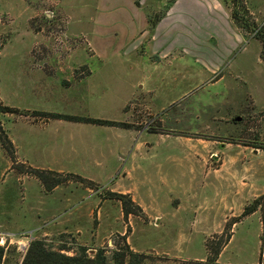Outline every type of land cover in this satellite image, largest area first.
Returning a JSON list of instances; mask_svg holds the SVG:
<instances>
[{
  "label": "rangeland",
  "instance_id": "374dc122",
  "mask_svg": "<svg viewBox=\"0 0 264 264\" xmlns=\"http://www.w3.org/2000/svg\"><path fill=\"white\" fill-rule=\"evenodd\" d=\"M61 1L0 0L3 103L25 111L48 110L133 123L137 127L135 132L141 133L43 121L31 114L0 116L17 149L16 159H12L0 145V246L6 250L5 264H21L30 243L37 239L55 249H66L63 252L68 256H75L81 247L92 256L99 249L112 251L118 242L123 245V236L134 252L146 255L143 264H184V261L203 259L208 255L206 242L213 241L215 247L232 230L233 239L221 261L259 264L262 251L264 256L261 213L245 217L235 229L234 219L226 220L220 233L207 235L220 226L223 213L217 210L219 185L213 177L202 176V173L220 176L218 170L223 162L235 163L239 158L248 163L245 176L253 178L254 172L255 183L261 187L257 194L264 191V106L256 108L247 103L248 89L244 87L254 79L264 85L262 45L256 39L258 30L239 32L235 25L230 26L224 10L220 15L190 10L186 21L180 22L182 28L170 29L169 37L159 35L158 43L147 44L148 37L144 36L138 41L129 38L121 44L108 34L104 45L110 56L104 61L103 73L109 84L104 97L90 91L80 98V104L69 105L68 91L63 88L58 90L56 107L54 102L33 98L30 91L23 89L17 83L19 71L30 68L54 73L82 68L77 59L80 55L83 60L91 56L92 47L71 46L72 40L86 37L90 41L88 31L94 27L93 19L108 22L119 14L102 11L96 0H65L63 4ZM245 3L251 15V11L255 12L252 18L258 27L264 28V0H245ZM228 4L231 8L230 0ZM27 7L36 10L31 20L22 16ZM61 20L67 22L65 29L58 26L62 25ZM135 25L139 33L143 29L149 33L152 28L150 24L143 26L139 20ZM101 30L121 29L102 26ZM210 34L212 38L207 36ZM155 50L168 54L161 61L153 60ZM114 54H127V57L121 62ZM220 74L224 81L212 83ZM139 84H143V89ZM149 89L154 92L146 101L154 100L153 104L134 98L124 109L127 113L123 112L120 98L144 94ZM51 91H55L54 85ZM233 97L234 103L240 101L244 106L226 118L222 117L226 114L221 107H206ZM82 127L109 134L98 142L110 145L106 149L108 166L102 172L87 171L84 165L70 163L71 137L80 140ZM57 129L58 150L55 149ZM151 129L157 133L151 134ZM184 141L190 142L191 154L201 151L198 153L206 157L191 159ZM139 144L146 149L135 158L127 156L126 152L132 155ZM121 155L126 159L120 162ZM201 164L206 165L204 172L199 167ZM31 169L53 171L55 180L59 173L64 182L48 191L31 175ZM72 175L94 185L79 182ZM128 191L143 214L126 216L122 203L109 196L112 192L129 194ZM258 210L264 212V198ZM190 217L194 219L192 222Z\"/></svg>",
  "mask_w": 264,
  "mask_h": 264
},
{
  "label": "crops",
  "instance_id": "0c3cea01",
  "mask_svg": "<svg viewBox=\"0 0 264 264\" xmlns=\"http://www.w3.org/2000/svg\"><path fill=\"white\" fill-rule=\"evenodd\" d=\"M63 1L65 0H62L61 4H63ZM96 1H97V6L100 7L101 9L103 8L102 11L105 10L108 12H117L119 14L113 17L115 19L113 21L108 20L107 22V20L105 21L104 19L98 20L96 18L92 20L94 27L88 31V37L90 39V43L92 47V55L87 56L85 60H83L84 58L80 57L81 55L78 57L77 64L83 65V67L81 66L82 68H75L66 72L57 70L54 73L47 72L42 69L25 68V70H20L19 73L17 74L18 76L17 83L22 85L23 89L30 91L33 98H39L44 102H54L53 104L56 107H58V90L62 91L61 89L63 88H65L68 91V96L70 98V101L68 102L69 105L73 103L80 104L83 95L90 91L92 93L95 92L96 93L95 95L97 96L104 97V93L108 90L106 86L109 84V83L106 84L107 80L104 78L105 75L103 73V70L105 68L104 61L108 59L110 56V54L105 51L106 46L104 45L105 43H107L108 34L114 36V38L117 39L115 41L121 44L126 43L129 40V38L130 39L135 38L138 41L142 39V37L144 36H146V38L148 37L147 44L150 43L153 44L155 42L158 43L160 38L159 35L168 34L167 37H169L170 29L172 30L176 26L175 30L178 31L180 28H182L180 22L186 21V19L188 18L186 14L190 10H201L203 12H208L213 14L217 13L219 15L220 12L224 10L225 13L227 14V17H229L230 26L232 24L233 26L235 25L236 29L240 32V29L232 19L231 8L228 4V0H96ZM143 8L145 9L144 10L145 13H142L141 11ZM27 9H28L27 11L23 10L24 13L22 16L24 19L27 18V20H31L32 18H34L32 16L36 12V10L32 9L31 7H27ZM159 12H161L160 14L161 18L156 21L155 25L151 28L149 33L146 31V29H143L144 27L141 28L143 30L140 31V33L139 30H136L137 25H135V22L137 20H139L141 23L143 22V26L145 25L149 26V16H151L154 19L159 16ZM251 13L253 16H255L254 11H251ZM102 26L103 27L115 26V28H120L121 30L105 32L101 30ZM207 36H209L210 38L213 37V35L211 34ZM135 50L138 51V48ZM167 54L155 50L154 54H152L151 57L153 58V60L161 61L162 59H165ZM116 56H118V58ZM114 57L116 58V60L119 59V61L122 62L123 58L127 57V54H121V55L114 54ZM93 61H95V63H92ZM223 81L224 78L220 74L218 77L212 79L211 82L214 84H218ZM52 85L55 86L54 92L51 91ZM89 85L91 86V88L89 87ZM244 87L248 89V92L246 94V102L247 103L249 102V104H252L251 106L256 108L263 107L264 85L254 79L252 84L249 85L248 83H245ZM139 88L143 89V84H139ZM153 92L154 91L149 89L144 94L143 93H140V95L135 94L127 99L120 98L119 105H121V108L123 109L124 112L125 107L134 98L137 99L139 98L140 101H145V102L150 101L149 103L153 104L152 101L154 100L146 101L147 100L146 97L148 95L151 96V94L153 95ZM235 100H236L235 97L231 98L230 100L224 98V102L222 104L218 103L213 105H206V107H214L216 109L221 107L222 111L223 109L225 111V112L223 111L224 114H226V115H222V117L226 118L227 115H229V113H233L235 109H238L239 106L243 105L239 100L238 103L237 102L234 103ZM226 101H230L231 104H228L229 102ZM42 111L49 113H57L48 110H42ZM59 114H66V113H59ZM66 115H72V114H66ZM72 116L89 117V116H82L80 114L72 115ZM94 119H99V118H94ZM56 121H64V120H56ZM108 121H114V120H108ZM115 122H121V121H115ZM84 125L96 126L99 128H104V127L116 128L124 131H133V132L137 131L136 129L128 130L118 127L97 126L92 124H84ZM82 128L83 129L80 132L82 139L80 138L79 140L77 138H73L74 136L71 137L72 145L68 156L70 163L72 165H82V166L84 165L87 171L102 172L108 166L109 159H108L107 151L109 150L110 145L105 143L100 144L98 142L101 137L102 139H107L108 138L107 135L109 134L105 133V131H103V133L100 134L99 132L101 130H94V131L92 130L90 132V131H86L85 127ZM55 132H56L55 149L58 150V129ZM135 133H141V132H135ZM182 138L186 139L184 137ZM184 142L187 143L185 150L187 155H189L191 159L200 160L201 155L203 156V158L206 157L205 154L198 153L201 151H198L196 154H191L190 142L189 141H184ZM142 146L143 144H139L136 148H134L132 155H130V151H127L126 152L127 156L129 157L132 156L133 158H135L136 154H139L140 152L142 153L143 149H146L143 148L144 146L143 147ZM106 149L108 150L106 151ZM224 149L225 148H222L221 151L224 152ZM252 151L256 154L254 150ZM125 157L126 156H122V155L119 156L120 159L119 161L121 162V160L126 159ZM133 161H135V159H133ZM247 164L248 163L245 164L238 158V162L235 163L227 164V162H223L220 169L218 170V172H220V176L214 174L206 175V173L205 174L202 173L204 179H209L213 177L214 183L219 185L218 197H217L219 201V207L217 208V210H220L223 213L221 220L222 223L220 224V226L216 228V230L208 232L207 235L213 233H220L226 220L240 217L243 214L245 205H247L250 201L264 194V191H260L261 193L257 194V192L260 190L261 187H258L255 183L256 181L254 180L255 177L254 172H253V176H254L253 178L252 177L248 178L247 176L244 175V172L249 168ZM199 167L201 171L204 172L203 169H205L206 165L201 164L199 165ZM130 194L131 193L129 192V195ZM255 213H261V212L258 210L253 214ZM189 219H190L189 221L191 222L192 220H194L191 217ZM238 224L239 222L233 224L234 227L233 229H235V227H237ZM261 224L263 226L262 222ZM233 235L234 234H232V239H233ZM226 247L223 249L222 253L220 254L215 264H226L221 261ZM206 256L203 259L197 261L205 262L203 260L205 258L207 259Z\"/></svg>",
  "mask_w": 264,
  "mask_h": 264
},
{
  "label": "trees",
  "instance_id": "16d2710c",
  "mask_svg": "<svg viewBox=\"0 0 264 264\" xmlns=\"http://www.w3.org/2000/svg\"><path fill=\"white\" fill-rule=\"evenodd\" d=\"M231 1V15L232 19L238 26V28L245 33L250 29L253 31L254 29L258 30V35L256 37L257 40L262 45V52L261 58L264 61V28L258 27L257 23L253 20L252 15L248 11L246 7L245 0H230ZM241 12V15H240ZM159 15L156 18H152L149 16V24L153 27L157 20L161 17ZM31 114L34 118L43 121H50V120H64L68 122H75V123H84V124H92L97 126H109V127H118L122 129H136V125L127 122H115V121H108L102 119H94L89 117H79V116H72L66 114H59V113H49L43 111H25L20 110L15 107L8 106L3 103L2 99L0 98V116L4 115H18V116H27ZM152 133H157L155 129H151L149 131ZM0 145L2 148L10 155L12 159H16V146L13 144L7 131L3 128L0 122ZM50 175V177L45 175ZM31 175L35 176L43 186L48 190L51 191L54 188L63 184V180L60 178L62 177L58 173V180H55L52 176H56V173L53 171H46L41 169H31ZM74 176L79 182L87 183L91 187L94 183L90 180L84 179L80 176ZM109 196L113 199H116L122 203V207L124 210V214L126 216L133 214V215H141L143 211L140 206L134 205L131 196L129 194H120V193H109ZM260 199H256L252 204L245 207L243 214L234 219L232 222L236 224L240 222L243 218L253 214L254 212L258 211V206L260 204ZM262 223H263V239H264V212H261ZM232 231L230 233L225 234L226 238L223 240L224 236L221 237V240L216 246L214 247L213 241L208 240L205 244L207 249V259L205 262L202 261H184V264H215L218 260L220 254L222 253L223 249L228 245L232 238ZM123 245L119 242L116 245V248L112 251L108 252L104 249H99L97 252L90 256L88 254V249L81 247L78 250V253L75 256H68L63 251H67L64 248L55 249L51 245L47 244L43 240H33L29 247L26 250L24 255L23 261L21 264H143V262L147 259L146 255L134 252L129 244L126 242V238L123 236L121 237ZM215 238V237H214ZM264 245V242H263ZM263 250V247H262ZM263 251L261 252L260 257V264L263 263ZM6 261V250L4 246H0V264H5Z\"/></svg>",
  "mask_w": 264,
  "mask_h": 264
},
{
  "label": "built area",
  "instance_id": "2783aa9c",
  "mask_svg": "<svg viewBox=\"0 0 264 264\" xmlns=\"http://www.w3.org/2000/svg\"><path fill=\"white\" fill-rule=\"evenodd\" d=\"M60 23L62 25H58L60 28L61 27H64L65 29V26L67 24V22L65 20H61ZM58 32V31H57ZM58 40V39H57ZM71 46H79V45H85L87 47H90L91 44H90V41L86 38V37H80V38H75L72 40V42L70 43Z\"/></svg>",
  "mask_w": 264,
  "mask_h": 264
},
{
  "label": "water",
  "instance_id": "95a60500",
  "mask_svg": "<svg viewBox=\"0 0 264 264\" xmlns=\"http://www.w3.org/2000/svg\"><path fill=\"white\" fill-rule=\"evenodd\" d=\"M240 120H241V118H240V117L236 118V121H237V122H239Z\"/></svg>",
  "mask_w": 264,
  "mask_h": 264
}]
</instances>
